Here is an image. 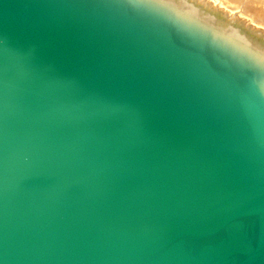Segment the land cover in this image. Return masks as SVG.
<instances>
[{
    "label": "water",
    "instance_id": "obj_1",
    "mask_svg": "<svg viewBox=\"0 0 264 264\" xmlns=\"http://www.w3.org/2000/svg\"><path fill=\"white\" fill-rule=\"evenodd\" d=\"M0 264H264V35L197 0H0Z\"/></svg>",
    "mask_w": 264,
    "mask_h": 264
},
{
    "label": "bare ground",
    "instance_id": "obj_2",
    "mask_svg": "<svg viewBox=\"0 0 264 264\" xmlns=\"http://www.w3.org/2000/svg\"><path fill=\"white\" fill-rule=\"evenodd\" d=\"M264 35V0H197Z\"/></svg>",
    "mask_w": 264,
    "mask_h": 264
}]
</instances>
